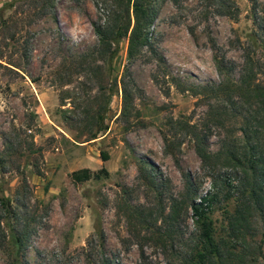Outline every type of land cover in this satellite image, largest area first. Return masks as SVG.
Returning a JSON list of instances; mask_svg holds the SVG:
<instances>
[{
    "label": "rangeland",
    "instance_id": "374dc122",
    "mask_svg": "<svg viewBox=\"0 0 264 264\" xmlns=\"http://www.w3.org/2000/svg\"><path fill=\"white\" fill-rule=\"evenodd\" d=\"M236 1L234 20L204 15L201 0H164L149 30L151 48L129 56L123 38L112 57L101 58L92 24L103 21L100 0H55L41 16L38 0H0V198L9 209H0L7 234L0 264H9L17 231L27 236L21 264L169 262L135 210L152 223L183 201L179 231L187 235L185 175L199 196L213 185L177 120L205 135L211 153L242 144L240 116L206 88L239 79L244 47L264 56L251 2ZM257 1L264 19V0ZM257 81L264 85V73ZM191 86H203V98ZM165 135L173 153L165 151ZM260 144L264 153V129ZM83 167L108 175L72 182L70 173ZM233 207V200L213 206L217 237ZM257 232L264 254V223Z\"/></svg>",
    "mask_w": 264,
    "mask_h": 264
},
{
    "label": "trees",
    "instance_id": "16d2710c",
    "mask_svg": "<svg viewBox=\"0 0 264 264\" xmlns=\"http://www.w3.org/2000/svg\"><path fill=\"white\" fill-rule=\"evenodd\" d=\"M38 1L41 3L40 16L47 14L54 7L55 0ZM163 1L100 0L105 6V12L102 22L92 23L98 39L94 54L101 58L112 57L115 52L113 45L123 38L127 40L129 56H136L144 47L151 48L149 30ZM173 1L176 3L178 0ZM201 1L204 15L212 13L234 20L240 16V7L236 0ZM249 1L252 22L260 31L256 38L259 36L264 41V19L258 16L259 3L257 0ZM249 47L243 48V71L237 81L232 82L230 86L221 83L206 86L209 93L220 97L223 103H228L234 117L240 116L242 122L239 126V139L242 144L225 146L224 152L211 153L206 147L205 135L197 132L187 121H176L194 141L195 151L202 166L213 179L211 189L199 196L197 187L189 176L185 175L192 229L187 235L179 231L183 201H175L169 213L160 214V218H154L152 223L147 222L149 214L135 210L142 225L150 231L151 237L162 248L163 254L169 252L170 259L166 264H264L262 239L257 240V224L264 223V153L260 144V133L264 129V85L257 81L258 73H264V56L261 61ZM216 64L220 69L218 62ZM189 91L192 95L199 96V99L203 98V86H191ZM244 105L248 107L244 108ZM253 106L254 110L251 109ZM164 146L165 151L173 153L174 142L168 139L167 135L164 136ZM101 158L106 160L108 157L102 154ZM219 163L228 167V170L220 172ZM107 175L108 172L104 168L91 170L83 167L73 170L70 178L74 183H82ZM224 200H233L234 207L231 212H224L225 233L224 236L217 237L210 213L215 204ZM5 201L0 198V209L9 212ZM159 220L160 225H157ZM100 236L103 238V233ZM6 237L0 220L1 247L6 246ZM26 239L27 236L18 231L11 234L9 264H21L20 258L24 253ZM175 243H179L182 248H174ZM103 257L101 254V258ZM101 263L111 264L107 258H103Z\"/></svg>",
    "mask_w": 264,
    "mask_h": 264
}]
</instances>
